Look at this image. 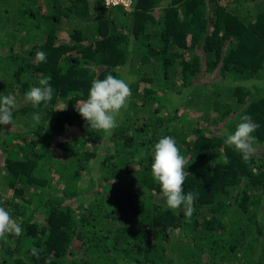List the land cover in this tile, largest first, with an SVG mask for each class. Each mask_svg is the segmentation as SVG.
I'll return each instance as SVG.
<instances>
[{
  "label": "trees",
  "instance_id": "obj_1",
  "mask_svg": "<svg viewBox=\"0 0 264 264\" xmlns=\"http://www.w3.org/2000/svg\"><path fill=\"white\" fill-rule=\"evenodd\" d=\"M109 74L131 89L110 135L76 110ZM48 76L53 99L25 103ZM5 95L0 208L23 233L0 237V264H264V0H0ZM244 115L247 162L224 144ZM164 136L188 164L190 219L151 175Z\"/></svg>",
  "mask_w": 264,
  "mask_h": 264
},
{
  "label": "clouds",
  "instance_id": "obj_2",
  "mask_svg": "<svg viewBox=\"0 0 264 264\" xmlns=\"http://www.w3.org/2000/svg\"><path fill=\"white\" fill-rule=\"evenodd\" d=\"M130 1L112 2L111 0H104L106 5L121 4L126 9L129 8ZM35 60L36 62H44L46 53L43 51L36 52ZM50 79V76L40 78L39 86H34L28 90L23 96V101L31 104L34 108L42 102L45 104L50 102L53 99V89L49 85ZM130 96L131 89L128 82L109 74L103 79L92 81L87 99L80 101L76 110L87 121L91 129L110 135L112 130L118 126L117 117L121 110L127 107ZM17 107L18 102L15 96H0V125H12V113ZM65 107L66 104L62 108L54 110H64ZM33 120L35 124H39V114H34ZM241 121L236 125L233 132L225 133L224 144L239 152L242 159L247 162L255 151V137L252 133L259 125L254 123L249 115L242 116ZM0 130L4 129L0 128ZM224 162L227 163L226 157ZM187 165L173 137L164 136L154 144L151 175L159 184L161 199L168 209L175 210L183 206V215L190 219L195 210L196 195L191 190L185 194L183 188L186 177L191 175L185 171ZM6 233L19 237L22 235L23 229L12 219L8 211L0 208V237H5ZM31 253L34 256L38 255L35 247L31 249Z\"/></svg>",
  "mask_w": 264,
  "mask_h": 264
},
{
  "label": "built area",
  "instance_id": "obj_3",
  "mask_svg": "<svg viewBox=\"0 0 264 264\" xmlns=\"http://www.w3.org/2000/svg\"><path fill=\"white\" fill-rule=\"evenodd\" d=\"M112 2H118L119 0H111Z\"/></svg>",
  "mask_w": 264,
  "mask_h": 264
},
{
  "label": "rangeland",
  "instance_id": "obj_4",
  "mask_svg": "<svg viewBox=\"0 0 264 264\" xmlns=\"http://www.w3.org/2000/svg\"><path fill=\"white\" fill-rule=\"evenodd\" d=\"M205 79H206V78H204V77L202 78V80H205Z\"/></svg>",
  "mask_w": 264,
  "mask_h": 264
}]
</instances>
